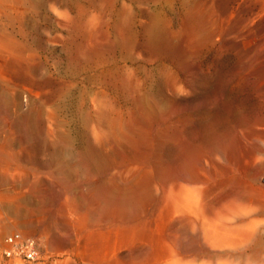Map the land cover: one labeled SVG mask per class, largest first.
I'll return each instance as SVG.
<instances>
[{"label":"rangeland","instance_id":"1","mask_svg":"<svg viewBox=\"0 0 264 264\" xmlns=\"http://www.w3.org/2000/svg\"><path fill=\"white\" fill-rule=\"evenodd\" d=\"M0 134L46 264H264V0H0Z\"/></svg>","mask_w":264,"mask_h":264},{"label":"built area","instance_id":"2","mask_svg":"<svg viewBox=\"0 0 264 264\" xmlns=\"http://www.w3.org/2000/svg\"><path fill=\"white\" fill-rule=\"evenodd\" d=\"M0 257L8 262L22 264H46L49 258H42L37 238L21 230L3 236L0 240Z\"/></svg>","mask_w":264,"mask_h":264},{"label":"bare ground","instance_id":"3","mask_svg":"<svg viewBox=\"0 0 264 264\" xmlns=\"http://www.w3.org/2000/svg\"><path fill=\"white\" fill-rule=\"evenodd\" d=\"M89 161H91V162H93L98 168L99 167H101V162H102V159H101V157H100V155L99 154H94V153H92V154H90L89 155ZM98 161H101L100 163L98 162ZM113 194V193H112ZM119 195V194H118ZM126 195H125V193H123L122 192V195L120 196V198H119V200L121 201H126L127 200V198L125 197ZM125 203H127V201L125 202ZM157 258L159 257V256H156Z\"/></svg>","mask_w":264,"mask_h":264},{"label":"crops","instance_id":"4","mask_svg":"<svg viewBox=\"0 0 264 264\" xmlns=\"http://www.w3.org/2000/svg\"><path fill=\"white\" fill-rule=\"evenodd\" d=\"M4 134H0V140H2V136H3ZM4 147H5V142H3V141H0V150L1 149H4Z\"/></svg>","mask_w":264,"mask_h":264}]
</instances>
